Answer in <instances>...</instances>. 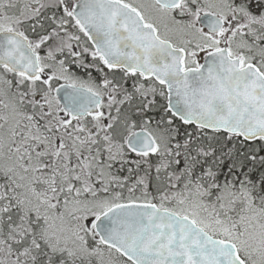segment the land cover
Here are the masks:
<instances>
[{
	"label": "snow or ice",
	"instance_id": "1",
	"mask_svg": "<svg viewBox=\"0 0 264 264\" xmlns=\"http://www.w3.org/2000/svg\"><path fill=\"white\" fill-rule=\"evenodd\" d=\"M0 264H264V0H0Z\"/></svg>",
	"mask_w": 264,
	"mask_h": 264
}]
</instances>
